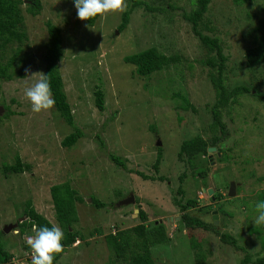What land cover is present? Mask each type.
Instances as JSON below:
<instances>
[{"label":"rangeland","instance_id":"1","mask_svg":"<svg viewBox=\"0 0 264 264\" xmlns=\"http://www.w3.org/2000/svg\"><path fill=\"white\" fill-rule=\"evenodd\" d=\"M126 2L129 8L131 1ZM42 4L43 10L37 16L25 12L28 38L22 44V54L26 57L25 69L30 68V72H26L25 78L0 79V104L9 105L15 112L10 118L0 120V228L13 225L5 233V240L14 254V264H31L32 261L31 251L22 252L29 236L23 237L16 230L17 220L26 219L21 216L24 202L31 200L38 212L59 227L52 188L69 181L84 197L83 202L76 201L78 218L71 229L80 230L86 236L81 243L79 240L74 244L71 252L63 253V261L69 264H105L110 260L112 253L105 234L116 231V222L121 229L140 223L139 212L135 213L136 198L135 202L124 206L118 203L131 193L139 198L138 206L147 211L148 222L165 221L172 236L170 244L154 249L161 258L158 264H243L248 253L254 259L264 256L256 229L249 231L247 223L249 220L254 225L257 214L249 210L246 215L239 206L244 198L252 200L264 189V181L260 180L264 176V101L248 93L240 97L241 105H233L231 116L225 112L228 134L223 144L230 157L220 161L222 154L217 149L200 157L198 163L204 167H197L195 172L206 169L207 178L202 179L177 157L183 140L198 133L211 135L212 131L207 133L206 128L212 122L211 107L216 99L209 68L200 61L205 49L192 23L183 17L185 11L194 7L193 1L174 0L176 8L164 13L149 12L145 6L136 8L123 31L118 30L122 13H109L106 19L100 17L95 26H90L86 20L78 18L74 0H42ZM26 7L23 5L24 10ZM248 13L256 14L253 20L247 18ZM206 16L226 40L230 76L248 82L264 80V67L256 76L248 71L242 73L240 67L247 47L254 44L258 35L255 26L259 17L264 16V0L243 4L235 0H212ZM49 20L63 30L61 73L75 123L84 134L71 147L63 146L62 141L74 129L56 108L35 113L24 95L25 88L44 75L43 54L49 40ZM151 46L169 55H180V61L151 75L138 74L136 67L125 62L124 57ZM98 89L104 92L103 111L96 105ZM177 92L189 98L197 112L193 108H179L184 99L177 97ZM158 145L164 151L160 172L168 176V180L143 179L138 171L156 173L152 164ZM17 153L31 164V170L6 175L2 165L14 163ZM110 153L125 159L126 166L116 164ZM220 171L229 181L240 184L235 196H230L228 186L222 185L221 174L216 175ZM183 172L188 174L183 182L186 197L199 200L192 212L211 221V210L218 211L221 204L232 211L236 216L226 217V224L236 232L225 225L222 229L233 231L240 247L224 244L210 231L179 227L182 213L174 204V196ZM209 188H214L212 194ZM121 190L124 198L118 195ZM94 197L108 205L97 208ZM221 217L225 218L223 214ZM98 228L103 230L102 234L96 231ZM198 232L202 234L200 237L196 236Z\"/></svg>","mask_w":264,"mask_h":264},{"label":"trees","instance_id":"2","mask_svg":"<svg viewBox=\"0 0 264 264\" xmlns=\"http://www.w3.org/2000/svg\"><path fill=\"white\" fill-rule=\"evenodd\" d=\"M130 6L127 11L122 13V21L120 23L119 31H123L130 23L131 14L136 8L144 7L149 12H167L169 8L174 9L176 6L173 4L174 0H155V4L150 3L146 0H130ZM194 7L190 11H185L183 17L190 23H192L193 31L196 33L201 46L205 49V56L200 60L201 63L205 64L209 68V80L210 85L215 92V102L211 107L212 122H209L206 128L207 133L212 131L209 137L204 136L202 133L195 134L190 139L183 140L178 152V159L183 161L192 168L195 174L206 177V169L195 172L197 167L203 168L204 165H200L198 162L200 157H204L209 153L208 148L216 146L217 150L222 154L218 159L225 161L229 159V155L226 153L223 141L227 138L228 129L226 122L224 121L225 112L228 116H231L233 105L240 103L239 99L248 93H252L258 100L264 101V80H253L251 82L245 79L234 80L231 75V68L228 64L230 56L226 53V40L218 33L216 26L211 19L206 16L210 3L212 0H192ZM247 1L253 0H235L238 4H243ZM26 4L24 10L23 5ZM43 10L42 0H0V79L2 80H13L15 78H25V60L26 57L23 53L22 44L27 40V32L25 29V12L32 16L39 15ZM259 14V11L257 10ZM254 15L247 14V18L253 20ZM100 16L97 15L95 18L86 20L88 25L95 26ZM47 30L49 34V40L46 46V51L43 54L44 60V75H46L51 82L52 92L55 99V108L59 112L60 116L66 121L67 124L72 126L74 129L69 135H67L62 141V145L71 147L75 145L81 137L84 136L83 131L76 125L75 116L72 106L68 100L67 92L65 89L64 79L61 73L60 62L64 57V36L63 30L55 24L53 21H47ZM255 32L258 33L256 40L252 46H248L242 65V73L248 71L251 72L252 76H256L260 73V69L264 67V16L259 17L258 23L255 26ZM254 40V36H252ZM17 45L14 50L10 49V46ZM180 55L178 54H166L158 50L156 46H151L147 49L139 51L137 53L128 54L124 57L125 62L131 63L136 68V72L140 75H151L152 73L159 72L165 67L170 66L172 63L180 61ZM176 96L184 99L183 103L178 107L184 110L193 108V111L197 112V109L190 101L189 98L176 93ZM5 102V100H4ZM3 104V103H2ZM0 104V105H2ZM96 105L98 109L103 111L105 109L104 92L98 89L96 92ZM241 105V103H240ZM5 113H0V120L4 118H10L15 113L11 110L7 104L2 105ZM208 108V106H207ZM3 110V111H4ZM232 118V117H231ZM181 119V118H180ZM233 119V118H232ZM152 127L155 128V125ZM155 130V129H153ZM158 152L152 167L156 173L154 175L146 174L145 172L138 171L143 179L153 181H165L168 180V176L160 172L164 159V151L162 147L158 145ZM231 149L230 147H227ZM225 153V154H223ZM110 158L118 165L126 166L125 159L110 153ZM15 162H5L2 165L3 172L6 175L9 173H22L31 170V164L22 160L19 153L15 155ZM221 174V175H220ZM222 177V185L229 186V180L223 176L224 174L220 171L219 174ZM188 177L187 172H183L180 175L181 184L177 190V194L174 196V204L179 208L182 213L179 219L180 228L187 227L190 230H202L210 231L217 235L224 244L238 245V236L233 232L235 231L231 225L226 224L228 217H234V213L229 209L221 206L218 208L217 213H222L225 218H222V214H218L220 218L219 223L216 224L215 220L211 221L202 218L199 215L194 214L192 211L198 207V198L186 197L187 193L184 188V181ZM261 181H264V176L260 177ZM70 183V181H69ZM68 182L57 185L52 188L53 201L56 207V218L58 225L64 233V238L61 243L64 245L65 251H72L74 244L80 240V243L86 239V236L80 231H72L71 226L74 221L77 220L78 216L76 211V201L83 202L84 197L80 192L73 188ZM209 185H207V188ZM241 186L238 184L237 190H240ZM228 189V188H227ZM219 193V191H216ZM238 192V191H237ZM120 198H124V193L121 190L119 192ZM135 195V194H134ZM221 196V194H218ZM136 202L140 203V200L135 196ZM93 203L97 208L106 207L108 204L105 201L99 200L94 197ZM237 201V199H236ZM243 202L239 200V206L244 214L256 213L255 203L257 201H264V189L257 192V196L252 199H243ZM113 202H110V204ZM243 203V204H242ZM24 211L21 216H26V219L21 221L20 218L17 220L18 232L21 236H35L36 230L40 227L47 226L51 228L55 225L46 216L38 212L32 201L28 200L24 202ZM114 204V203H113ZM116 205V204H115ZM124 206V205H121ZM211 208V207H209ZM244 208V209H242ZM250 212V211H249ZM250 213V214H251ZM257 214V213H256ZM252 215V214H251ZM140 223L134 227H128L121 229L118 222L114 224L116 231H110L105 234V239L108 247L112 253V257L105 264H158L161 258L154 253V249L158 246L168 245L172 241V236L169 234L165 221L155 219L148 222L149 215L142 206H139ZM227 217V218H226ZM251 218V216H249ZM224 219V221H223ZM247 227L249 231L256 229L258 239L260 240L264 249V225L260 228L256 225H251L249 220ZM227 226L233 231L223 230L222 226ZM219 226V227H217ZM5 227V226H4ZM221 227V228H220ZM179 228V229H180ZM98 233L102 234L101 228L96 229ZM236 232V231H235ZM5 228H0V264H14L13 252L8 248L7 241L5 240ZM191 233V232H190ZM93 232L91 233V235ZM202 234L197 233L196 236L200 237ZM207 243L208 241H204ZM242 248H245L244 246ZM32 251L30 246L25 243L23 245V251ZM202 253V252H200ZM63 254L57 255L53 264H69L68 261H63ZM249 262H255L258 264H264V256H259L254 259L249 253L245 255L243 264Z\"/></svg>","mask_w":264,"mask_h":264},{"label":"clouds","instance_id":"3","mask_svg":"<svg viewBox=\"0 0 264 264\" xmlns=\"http://www.w3.org/2000/svg\"><path fill=\"white\" fill-rule=\"evenodd\" d=\"M74 5L77 9L78 18L81 20H89L97 15L102 19H106L109 13H123L128 9L126 0H74ZM25 71L30 72V68H26ZM24 95L31 102L32 111L35 113L49 111L55 107L51 82L46 75H41L32 86L25 88ZM231 181H229V186ZM237 191L236 189V194ZM255 211L257 215L253 220L254 224L257 226L264 225V201L255 203ZM63 238L62 229L56 225L51 228L43 226L37 229L36 235L29 237L26 241L32 250L31 264H53L56 256L64 253V245L61 243Z\"/></svg>","mask_w":264,"mask_h":264},{"label":"water","instance_id":"4","mask_svg":"<svg viewBox=\"0 0 264 264\" xmlns=\"http://www.w3.org/2000/svg\"><path fill=\"white\" fill-rule=\"evenodd\" d=\"M4 110V108L2 106H0V113H2V111ZM217 148L215 146H211L208 148L209 152L215 151ZM236 188H237V183L235 181H231L230 182V186H229V195L230 196H235L236 195ZM214 192V188H209V194H212ZM131 202H135V198L134 195H131L129 198H126L125 200H122L120 203L122 204H127V203H131ZM138 205L135 204V213H138ZM213 218L215 219V223L218 224L219 223V215L217 214V211L215 210L213 213ZM13 225H9L5 227V231L8 232L10 230V228H12Z\"/></svg>","mask_w":264,"mask_h":264},{"label":"flooded vegetation","instance_id":"5","mask_svg":"<svg viewBox=\"0 0 264 264\" xmlns=\"http://www.w3.org/2000/svg\"><path fill=\"white\" fill-rule=\"evenodd\" d=\"M218 153H220V152H218ZM129 197H130V196H128V198H129ZM125 199H126V198H125ZM215 210L217 211V209H212V210H211V213H212L211 215H212V217H213V213H214ZM213 219H214V218H213ZM214 220H215V219H214Z\"/></svg>","mask_w":264,"mask_h":264}]
</instances>
